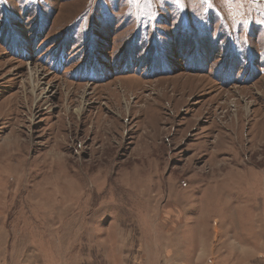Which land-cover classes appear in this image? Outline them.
<instances>
[{
	"label": "rangeland",
	"instance_id": "374dc122",
	"mask_svg": "<svg viewBox=\"0 0 264 264\" xmlns=\"http://www.w3.org/2000/svg\"><path fill=\"white\" fill-rule=\"evenodd\" d=\"M0 264H264V0H0Z\"/></svg>",
	"mask_w": 264,
	"mask_h": 264
},
{
	"label": "bare ground",
	"instance_id": "6f19581e",
	"mask_svg": "<svg viewBox=\"0 0 264 264\" xmlns=\"http://www.w3.org/2000/svg\"><path fill=\"white\" fill-rule=\"evenodd\" d=\"M16 47L19 48V46L16 44ZM34 75V74H33Z\"/></svg>",
	"mask_w": 264,
	"mask_h": 264
}]
</instances>
